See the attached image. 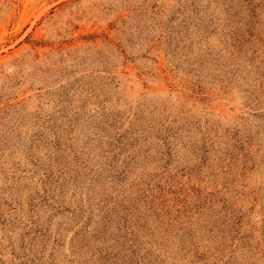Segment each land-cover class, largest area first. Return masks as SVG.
<instances>
[{"label":"rangeland","instance_id":"374dc122","mask_svg":"<svg viewBox=\"0 0 264 264\" xmlns=\"http://www.w3.org/2000/svg\"><path fill=\"white\" fill-rule=\"evenodd\" d=\"M0 264H264V0H0Z\"/></svg>","mask_w":264,"mask_h":264}]
</instances>
